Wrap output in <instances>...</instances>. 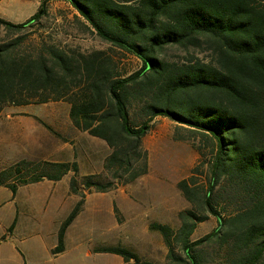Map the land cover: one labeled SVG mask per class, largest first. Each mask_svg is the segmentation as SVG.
<instances>
[{"label": "trees", "instance_id": "1", "mask_svg": "<svg viewBox=\"0 0 264 264\" xmlns=\"http://www.w3.org/2000/svg\"><path fill=\"white\" fill-rule=\"evenodd\" d=\"M49 1L40 0V9L21 23L0 17L8 33L0 38V111L7 104L64 101L72 126L110 149L103 171L80 179L76 161L21 158L0 168V186L13 194L72 171L69 190L80 199L61 223L52 253L63 252L65 231L86 193L148 173L143 139L154 117L164 116L176 123L173 138L189 142L198 155L176 183L189 203L177 212L179 226L148 225L162 236L166 260L210 264L200 245L214 241L222 250L218 264H264V0H65L76 11L78 30L109 44L86 53L54 39H31ZM174 46L183 59L166 57ZM116 51L136 57L138 68H121ZM203 51L206 59L196 55ZM210 215L217 227L192 240ZM96 251L119 255L122 264H156L122 245Z\"/></svg>", "mask_w": 264, "mask_h": 264}, {"label": "rangeland", "instance_id": "2", "mask_svg": "<svg viewBox=\"0 0 264 264\" xmlns=\"http://www.w3.org/2000/svg\"><path fill=\"white\" fill-rule=\"evenodd\" d=\"M16 2V3H15ZM41 7L40 0H0V17L6 20L25 21ZM46 16L39 23L34 24L29 34L34 41L40 38L54 39L61 47L76 48L86 53L93 50H107L109 44L101 40L90 31L78 30L72 17L75 9L65 0H50L45 5ZM23 13L19 17L20 13ZM13 22V21H11ZM16 23V22H13ZM21 23V22H20ZM8 33L0 28V38H7ZM18 35V34H16ZM13 35V36H16ZM195 53V51H194ZM199 57L206 59L208 52H197ZM120 61L121 68H138L140 61L129 54L114 53ZM185 52L177 47H168L166 57L172 60H181ZM69 104L64 101H49L42 104H29L15 106L5 105L0 111V168L16 162L21 158L34 161H53L54 155L49 150L51 144H55L60 152L69 153L67 158L76 155V150L85 148L91 159L86 163L81 162V172L88 173L103 167V160L108 154V147L99 138H95L82 131L76 130L69 119ZM176 123L164 116H156L152 121V127L143 139V147L148 152L149 170L144 182L161 183V223L177 228L180 224L177 212L189 207V203L176 187V183L189 175L198 157L195 150L187 141H179L173 138V129ZM66 147L68 150H66ZM69 161L59 162H72ZM69 171L66 177L72 176ZM78 173V179H80ZM204 176L198 175L202 181ZM27 188H22V192ZM3 194L0 190V201ZM143 202V211L150 210L152 205ZM142 208V206H141ZM168 209V210H167ZM167 210V211H165ZM119 223L121 217L116 213ZM87 228L85 236L71 235L68 238L67 249L63 254L54 258L48 256L40 264H122V258L112 253L97 252L100 246L122 245L136 251L144 260H150L156 264H170L166 260L167 247L162 236L155 231H150L146 226L148 220L136 222L131 227H115L114 221L105 219L103 223H91L85 221ZM149 222V223H148ZM217 227V220L210 215L207 220L197 224L191 239L202 238ZM5 233V234H4ZM10 232L4 231L3 222L0 219V237ZM20 230L8 236L6 241L0 243V264H15L9 259L11 251L20 254V248L24 245H32L34 237L31 232L25 233V241L20 240ZM209 259L210 264H218L222 250L214 241L200 245ZM221 252L216 258L218 252ZM87 252V254L85 253ZM264 261V259H263ZM18 264V262L16 263ZM20 264H26L21 256ZM34 264V263H27Z\"/></svg>", "mask_w": 264, "mask_h": 264}, {"label": "crops", "instance_id": "3", "mask_svg": "<svg viewBox=\"0 0 264 264\" xmlns=\"http://www.w3.org/2000/svg\"><path fill=\"white\" fill-rule=\"evenodd\" d=\"M22 14L21 12L19 17ZM11 21L22 22L20 19ZM85 133L82 131V134ZM49 148L52 155H54L51 160L59 162L74 159L78 166L79 175L94 173V171L81 172V162L86 163L91 159L85 148L76 150V155H72L71 159L67 158L69 155L67 151L65 153L60 152L55 144H51ZM66 150H68L67 147ZM108 150H110L109 147ZM101 170H103V167L98 168L95 172ZM146 176L147 174L131 183L120 185L105 192L86 193L82 210L65 231L64 250L59 254L52 253V249L57 244L59 227L80 199L78 195L70 192L69 177L63 176L59 180L45 179L25 184L19 186L15 194L9 188L0 186L3 194L0 201V219L3 222L4 231H7L8 227L14 222L10 233H16L17 230H20L19 243L25 241L24 235L27 232H31L34 237L32 245H24L20 248V254L17 255L15 249L14 251L10 250L9 259H13L15 264L17 262L20 264L22 256L26 264H40V261L45 260L48 256L56 258L66 251L68 238L72 234L77 235L79 238L83 234V237L85 236L87 228H90V225L87 226L85 221L101 224L105 219H109V221L115 222V227L128 226L131 227V230H134L133 225L136 222L143 221L146 218L147 221L152 220L161 223V183L155 182L149 185L144 182ZM25 187L27 191L22 192V188ZM145 201L152 205L150 210L143 211V202ZM115 207L120 214L121 223L117 220ZM148 225L146 228H148ZM9 235L6 233L5 241ZM3 241H0V243ZM85 253L87 254V252Z\"/></svg>", "mask_w": 264, "mask_h": 264}]
</instances>
